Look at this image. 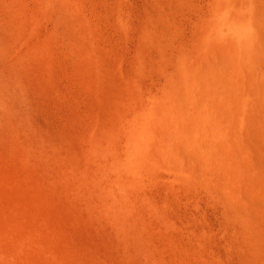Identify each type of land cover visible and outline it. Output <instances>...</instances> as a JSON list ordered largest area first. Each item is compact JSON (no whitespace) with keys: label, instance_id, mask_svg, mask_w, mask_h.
<instances>
[{"label":"bare ground","instance_id":"6f19581e","mask_svg":"<svg viewBox=\"0 0 264 264\" xmlns=\"http://www.w3.org/2000/svg\"><path fill=\"white\" fill-rule=\"evenodd\" d=\"M86 1L0 0V116L13 108L7 90L23 98L29 94L26 81L53 95L62 92L60 65L75 50L97 87L120 82L114 100L122 112L108 128L89 124L79 154L69 147L71 134L52 130L51 120L47 131H39L43 125L35 129L39 124L29 128L33 143H27L36 156L58 160L56 166L51 163L53 170L48 168L51 183L68 194V179L73 178L78 197L90 201L96 217L113 223L130 219L137 226L136 220H143L137 219L138 208L146 211L143 223L157 225L161 231L154 234L162 241L159 246L148 239L136 245L140 264H264V0H208L204 5L197 0H90L99 15L101 40L82 11ZM20 100L18 106L28 101ZM164 190L170 199L161 195ZM204 208L212 211V219L200 215ZM20 215L8 227L12 246L0 249L9 264H24L29 249L42 246L36 236L39 226ZM201 216L205 224L197 226ZM20 218L31 226L23 229ZM48 233L39 235L51 244ZM102 259L98 264L112 262Z\"/></svg>","mask_w":264,"mask_h":264},{"label":"rangeland","instance_id":"374dc122","mask_svg":"<svg viewBox=\"0 0 264 264\" xmlns=\"http://www.w3.org/2000/svg\"><path fill=\"white\" fill-rule=\"evenodd\" d=\"M197 2L200 3L201 5H204V4L208 3V0H197ZM77 5H78V3H77ZM79 6H80V4H79ZM79 6H78V10L81 11L84 8V6L83 7H81V6L79 7ZM85 8L86 9H84L82 11H85L84 14L87 15V17L90 19V21L93 24L94 36L98 40H101V24L98 20L99 15H98V12L96 10V7L94 6V3L92 4L90 2V0L86 1ZM77 36H78L77 38H80L79 34ZM105 38L108 41H111L112 35L106 34ZM81 39H82V37L79 40H81ZM73 52H74L75 56L71 52L72 58L70 56L68 58L67 62L65 61V62H63L62 65H60V67H62V68L60 70V75H59V77L61 76L60 77L61 79H59V80H61V81H59L58 84L61 83L60 89L62 92L58 91L57 93L55 92V94L53 95L54 92H49L50 90H48V93H47V89H45V92H44V89H42L43 87L38 86V85H36V86L41 87V89H39V90L42 91V93L30 92L33 89H35L37 92L39 90H37L38 87L35 88V84L34 85L32 84L33 82H30L32 80H30V78H29L30 81H26V82L29 83L30 87L27 86L26 91H27V93H29V94L32 93L34 96L35 95L36 96L34 97L33 95L30 96L29 94H27V95H25L26 97L24 96V98L28 100V99H30L29 97H31V99L28 100L30 102V104H34L37 102L36 104L31 106L29 104V102L23 98L24 94L19 96L20 93H17L18 94L17 95V94H15V91L13 93V90H9V91L7 90V92H8L7 95L10 94V97H8V105H11V106H9V107L15 108L14 106H18V103H20L19 99H21L20 100L21 102L22 101L24 102V100H25V102L22 103V105L26 106V108L22 107V105L19 104L20 105V106H18L19 109L17 107V109L19 111L16 108L15 109L12 108V110L9 108L8 112L4 111V110L1 111L2 112L1 116L6 119V120L3 119L6 123L2 120V118L0 116V131H1L0 132V152L3 153V154L0 153V173H1L0 174V214L2 215V213H3L2 216L0 215L1 216L0 217V249H2V247H4V246H9V245L12 246V237L10 236L11 234H9L11 229L8 227L14 226L13 225L14 220L12 218H15V220H16V218H18V220H19V215L23 211L22 216H24L23 218L26 217L25 221L26 220L28 221L30 219H31V221H29L30 223H33L35 221L34 222L35 227L42 226V230L45 229V231H42V232L43 233L45 232L47 235V231H49L48 236L51 237V244H50L49 241L45 240L46 239L45 237L42 238V235H44V236H46V235L41 233V231H40L41 227L40 228L37 227L39 230L37 229L38 231L36 233H38V234L36 236H37L39 242L41 241L40 243H42V246L40 247L41 249H39V250L35 249V248L29 249L32 251H29L28 254H25L26 256L28 255L29 258L23 261L24 264H98L99 263L98 260H101L102 257H103L102 260H105L104 258H106L108 263H110L112 261L111 264H120V263H117V261L121 262L122 264H124V263L125 264H140L139 263L140 261H138V260L141 257L139 256L140 254H138L139 252L137 251L138 248L136 245L142 244L143 242H145L148 239L147 240L148 242L152 240L151 242H154L155 244H157L159 246L161 241H162V237L160 235L159 236L155 235L156 233L158 235V232L161 231V229H159L157 225H152L149 222H148L149 224L146 222L147 225L143 223V220H145L146 211L145 210H144L145 212H143V210L139 211L141 207L138 208V213L141 212V213H139L141 215L138 214L137 219L139 220L140 219L139 217H141V219H143V220L138 221V222L136 219L135 220H136V223L140 222L139 223L140 225L137 224V226H141V227H137L134 220H131V222H133V223L129 222L130 223L129 224L128 221H130V219H128L125 222L120 224V223H113L112 221H109L106 219H102L103 217H100L99 215H98L99 218L96 217L97 213L95 211H93L94 209L92 208V206H90L91 205L90 201L88 203L87 199H85L86 197L85 198H82L81 196H79L81 198L78 197L77 194L81 195V193H80V190L77 189L78 187H75L76 184H75V180L73 178H69L70 180L68 179V182L72 181L71 185L68 183V194H65L67 192L64 189H61V187H58L55 184H54L55 185L54 186L53 181H52L53 183H51V179H50L49 175H51V174L53 175V173H51L49 171V169L51 167V163H53L55 161L54 160L55 158L53 159V162H52L51 161L52 158H49V157H51V155L50 156L47 155L46 157L41 156L43 159L41 158V160H40V158L38 156H36V154H38L37 152H35L36 150L34 152L32 151V149L34 150L33 145L31 144V143H33V140H32L33 136L31 135L32 130H29V128H32V129H33V127L35 128V125L38 126V124H39V126L35 129L38 130V128L43 125L42 128H39V131H42V130L47 131L49 128H47V130H46V127L48 126V123L51 120L50 123H52V124H50V125H53L54 129L51 128L50 125L49 126L52 130L60 131V133L65 131L66 135L71 134L68 136L69 137L68 138V144L71 145L69 147L70 148L73 147L72 148L73 152H76L77 154H79L80 149H81L80 138L82 135H84L85 130L89 124H95V126L98 127L99 129L108 128L110 125L114 124L117 121L116 120L117 115L121 114V112H122V107L120 105H118L114 100V98L117 96L118 92L120 90H122V86L120 85V82L117 80H114V81H111L110 84L105 86V87H97L95 84L94 74L92 72L84 69L83 64L81 63V61L77 57L78 56L77 52L75 50ZM73 56L75 57V59L73 58ZM62 76L65 79H63ZM27 83H26V85H28ZM63 84H64V86H63ZM33 86H34V88L32 89ZM28 88H29V91H28ZM30 88H31V90H30ZM35 90H33V91L35 92ZM9 92L14 94L15 96L17 95L16 96L17 99L19 96V99L17 100L15 98V96ZM45 93H47V94L45 95ZM58 93H61V94H59L60 97H59ZM11 96H13V98H11ZM27 96H28V98H27ZM49 96L50 97L52 96V97L50 98ZM56 96L59 98H57ZM31 100L33 101V103H31ZM43 100L45 103L43 102ZM10 101H18V102L17 103H15V102L11 103ZM38 103H40V104H38ZM35 105H38V106H35ZM27 106L28 107L31 106V107H29L30 109ZM34 108H35V111H34ZM36 109H37V111H36ZM21 110H23V111H21ZM28 110H30V112ZM31 110H33V111H31ZM26 111L29 113H27ZM6 112H7V114H6ZM12 112L15 113L16 116H15V114H11ZM31 114H33V115H31ZM9 116L10 117L14 116V119L12 117L11 118L12 120H11ZM17 116H19V118ZM1 120L3 121V123ZM54 122H55V124H54ZM29 123L31 125H29ZM16 126H20V127L17 128ZM21 126L22 127L24 126V127L22 128ZM57 126H59V127L57 128ZM14 127H15V129H13ZM18 129H20V130H18ZM24 129H26V130H24ZM6 130H7V133H6ZM17 130L21 131V132L24 131L23 132L24 134L23 133L21 134V132L18 133ZM28 132H29V134H28ZM30 132H31V134H30ZM25 133H27L28 135ZM10 134L11 135L16 134L14 137L16 138L17 136H19L20 138L17 137L16 138L17 140H16ZM4 135H5V138L3 137ZM21 135H23V136H21ZM25 135H27V136H25ZM29 136H31V140H30ZM1 137H3V138H1ZM21 137H23V138H21ZM13 141H16L15 143L18 144V145H16L17 147L13 146L15 144ZM24 141L26 143H27V141L31 142V143H27L28 146L25 144L26 150L28 151V149H30L29 150L30 152L29 151L27 152L26 150H24V146H23ZM70 142H71V144H70ZM4 144L6 145V147ZM29 144L31 147L29 146ZM3 150H5V151H3ZM31 152H33L34 154ZM26 154L29 155V159H26V158H28V155H26ZM31 154L34 155V158H31V156H33ZM2 155H4V156H2ZM15 155H17L18 157ZM20 156L21 157L23 156V159ZM24 158L26 160H28V165H27V162L24 163V161H25ZM48 158L50 159V161ZM30 159L33 163H35L34 165H33V163H31ZM47 161H49V163ZM57 161H55V162H57ZM44 163L46 165H48V164H50V165L45 168L44 166H42ZM59 163H60V161L58 162L57 167H60L61 163L60 164ZM74 163H76L75 159H74L73 164ZM54 164L55 163H53L52 165H54ZM55 166H56V164H55ZM42 167L44 169H42ZM52 167H54V166H52ZM51 170H53V168ZM45 178H47V179H45ZM26 179H28V180H26ZM14 181H17V182H14ZM35 185L38 188L35 187ZM72 185L73 186L75 185L74 186L75 188H72L73 187ZM45 190H46V192H45ZM53 192H55V193H53ZM61 192L63 195L61 194ZM12 194H13V196H11ZM169 194L170 193L168 190L161 191V195H163L164 198L170 199L171 195H169ZM66 195L68 198L66 197ZM201 197L203 199V202H204V200L207 201L206 200L207 197L204 195V193L201 194ZM64 199H65V202H64ZM161 199H159V200H161ZM34 200H36V201L38 200V201L36 202ZM66 200H68V201H66ZM162 200H164V199H162ZM27 201L30 203V206L27 205V203H28ZM31 201H33V203H31ZM84 201H87L90 208L88 207L87 203H85ZM166 201H168V200H166ZM13 202H15V205H13ZM81 202L84 203V205ZM11 203L14 207L11 208L12 210L10 209L11 212L9 214V208H10V206H12ZM36 203H37L38 207L37 206L35 207ZM204 204L206 205L205 202H204ZM32 205H34L35 208ZM32 207H33V209H32ZM49 207H51L49 209L51 212L48 210ZM16 209H21L19 211L17 210V212H19L18 217L16 215L18 213L15 212ZM142 209H144V208L142 207ZM13 211H14V213H13ZM46 211H48L47 215H46ZM93 212L96 214H93ZM203 212H205V214L207 213L208 218H209V216H211V219L213 218L212 211L210 212L209 208L208 209L204 208V211L199 212L200 215ZM4 213H7V214H5L6 217L4 216ZM13 214H14V216L15 215L16 216L14 217ZM44 215H46V216L44 217ZM94 215H95V217H94ZM28 217L30 219H28ZM23 218H20V219H22V221L20 220L21 222L20 221L19 222L23 223L24 226L21 224L18 225V223L15 224V225H17L15 227H18V229H21L19 231H22V226H23V229L29 228L28 227L29 225L31 226L30 223L28 224V226L25 225ZM45 219L48 223L45 221ZM36 220H38V221H36ZM11 221L13 222V223H11L13 226H10ZM27 221H26V223H27ZM39 221L43 224H41ZM204 221H205V219L201 216V217L197 218L196 225L197 226L204 225L205 224ZM36 222H38V225ZM34 223H33V225H34ZM111 223H112V226H111ZM141 224H143V225H141ZM131 225H134V227H133L134 229L132 228ZM25 226H27V227H25ZM143 226H145V227H143ZM51 227L53 229H51ZM46 228L48 230H46ZM118 228H120V229H118ZM121 228H125V229L127 228V229L126 230L124 229L125 232H123V229H121ZM129 229H131V231H134L136 229L137 230L134 231V234H133V232H131ZM147 229H149V230H147ZM118 231H119V233L120 232H122V233L119 234V233H117ZM149 231L150 232L152 231V233L150 234ZM39 232H40V234H42L41 236L39 235ZM50 234H52V235H50ZM153 234H154V236H153ZM120 235H123L124 237L120 236ZM127 236H129V237L127 238ZM145 236H146V238H145ZM150 236H152L153 238L152 239L149 238ZM39 237L42 240H40ZM133 240H135V241H133ZM138 241H140L141 243ZM147 241L145 243H147ZM46 242H48V243H46ZM129 242H130V244H129ZM118 244L120 245V247L122 245H124V246H122L123 249L121 248L122 250L120 249ZM38 245L40 246L41 244H38ZM135 246H136V248H135ZM94 247H96V248L94 250H92ZM124 247H126V248L124 249ZM128 247H130V249ZM127 248L129 251L126 250ZM131 248H132V250H131ZM98 249H99V251H98ZM133 250H134V252H133ZM100 252H101V254H100ZM126 253H130V254H127L128 255L127 256ZM91 254L94 255L95 257L92 256ZM102 254L104 256H102ZM20 255H21V257H25V255L23 253L22 254L20 253ZM96 255L97 256L100 255L99 256L100 259L96 260L98 258ZM135 255H138V257H136ZM120 256H121V258H120ZM92 258H95V261L93 259L94 262L91 260ZM108 258H111V259H108ZM117 258H118V260H117ZM133 258H135L136 260ZM137 258H139V259H137ZM106 260H105V262H106ZM109 260H110V262H109ZM96 261H98V262H96ZM0 262L4 263V264H9V262L6 259H4L1 255H0ZM128 262H130V263H128ZM100 264H101V262H100Z\"/></svg>","mask_w":264,"mask_h":264}]
</instances>
